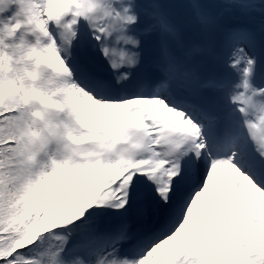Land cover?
<instances>
[{"label": "snow or ice", "instance_id": "1", "mask_svg": "<svg viewBox=\"0 0 264 264\" xmlns=\"http://www.w3.org/2000/svg\"><path fill=\"white\" fill-rule=\"evenodd\" d=\"M0 264H264V0H0Z\"/></svg>", "mask_w": 264, "mask_h": 264}]
</instances>
